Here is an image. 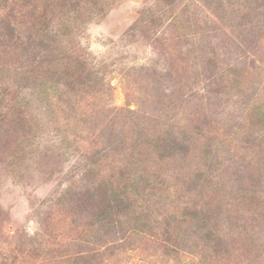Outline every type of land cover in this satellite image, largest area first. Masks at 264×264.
<instances>
[{
  "label": "rangeland",
  "instance_id": "obj_1",
  "mask_svg": "<svg viewBox=\"0 0 264 264\" xmlns=\"http://www.w3.org/2000/svg\"><path fill=\"white\" fill-rule=\"evenodd\" d=\"M0 264H264V0H0Z\"/></svg>",
  "mask_w": 264,
  "mask_h": 264
},
{
  "label": "trees",
  "instance_id": "obj_2",
  "mask_svg": "<svg viewBox=\"0 0 264 264\" xmlns=\"http://www.w3.org/2000/svg\"><path fill=\"white\" fill-rule=\"evenodd\" d=\"M114 190H112L111 192H113ZM113 197L111 198V201H110V203H112V202H114V203H112V205L114 204L116 207H119V208H121L122 207V204H123V202L125 201L124 199H127V196L126 197H124V199L122 198V197H119L120 195L118 194V195H112ZM117 196V197H116ZM107 202H108V200H107ZM121 202V203H120ZM110 203H107L105 206H109L110 205ZM105 206H102L103 208L105 207ZM122 209V208H121Z\"/></svg>",
  "mask_w": 264,
  "mask_h": 264
}]
</instances>
